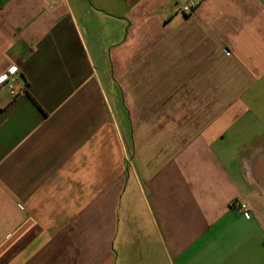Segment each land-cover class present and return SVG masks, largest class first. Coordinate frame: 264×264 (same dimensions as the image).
I'll use <instances>...</instances> for the list:
<instances>
[{
  "label": "crops",
  "instance_id": "obj_1",
  "mask_svg": "<svg viewBox=\"0 0 264 264\" xmlns=\"http://www.w3.org/2000/svg\"><path fill=\"white\" fill-rule=\"evenodd\" d=\"M182 1L0 0V264H264V0Z\"/></svg>",
  "mask_w": 264,
  "mask_h": 264
},
{
  "label": "built area",
  "instance_id": "obj_2",
  "mask_svg": "<svg viewBox=\"0 0 264 264\" xmlns=\"http://www.w3.org/2000/svg\"><path fill=\"white\" fill-rule=\"evenodd\" d=\"M197 7H198L197 0H186L180 3L179 9L185 15H191L195 13ZM229 54L231 53L228 50H225V55L229 56ZM14 75H15L14 73H10L8 75L5 74L2 78H0V82L13 81ZM234 205H235V209H237L243 215L245 216L250 215V205L248 203L236 202Z\"/></svg>",
  "mask_w": 264,
  "mask_h": 264
}]
</instances>
